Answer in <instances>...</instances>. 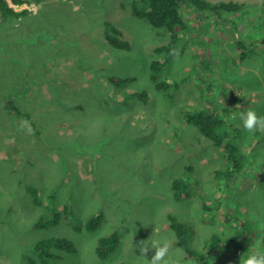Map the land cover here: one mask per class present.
I'll list each match as a JSON object with an SVG mask.
<instances>
[{
	"label": "rangeland",
	"instance_id": "obj_1",
	"mask_svg": "<svg viewBox=\"0 0 264 264\" xmlns=\"http://www.w3.org/2000/svg\"><path fill=\"white\" fill-rule=\"evenodd\" d=\"M8 1L30 14L0 17V264H147L141 242L162 237L182 250L181 264H198L170 218L190 228L191 248L207 264L246 257L211 247L215 236L264 251V132L245 131L239 118L249 109L264 116V0H208L242 4L221 24L184 6L189 26L167 58L155 49L170 35L132 15L135 0ZM106 21L130 50L106 41ZM237 42L253 48L244 60ZM160 60L170 98L151 79ZM201 110L226 118L228 140L240 148L234 182L224 149L186 122V112ZM25 119L32 134L20 128ZM66 209L59 224L35 227ZM99 212L100 228L87 232ZM113 233L118 247L101 260L99 241ZM56 238L76 251L50 248L59 257L43 261L35 247Z\"/></svg>",
	"mask_w": 264,
	"mask_h": 264
},
{
	"label": "trees",
	"instance_id": "obj_2",
	"mask_svg": "<svg viewBox=\"0 0 264 264\" xmlns=\"http://www.w3.org/2000/svg\"><path fill=\"white\" fill-rule=\"evenodd\" d=\"M15 5H23L26 0H11ZM184 6L191 7L197 18L204 20H214L221 24L226 13H236L243 7L242 4L235 2H210L208 0H135L132 5V15L138 19L145 20L156 28L166 29L170 35V41L164 46L157 47L155 53L158 55H164L165 58L169 57L176 49L180 32L188 29V24L185 22L182 15V8ZM29 11L17 12L11 6L8 0H0V17L2 19L8 18H22L29 15ZM106 28L105 38L106 41L115 49L118 50H130V43L123 39V33L112 25L110 22H105ZM237 48L241 51V60L248 57V52L253 48L251 46L245 47L243 42H237ZM165 60L154 61L152 63L151 79L156 86V89L167 94L168 98L172 95L170 93L171 86L167 81H160L159 76L165 67ZM111 83L122 84L123 80H116L110 78ZM175 82V81H174ZM177 83V82H175ZM28 118V117H26ZM186 122L197 128L200 133L207 139H209L217 148H223L225 155L224 160L231 165L230 172L227 176L228 181H235L237 173L243 169L244 157L240 154V148L235 142H229V134L225 132L224 127L227 125V120L221 117L219 113H207L206 111H199L194 113H185ZM29 119V118H28ZM231 174V175H230ZM231 182V183H232ZM178 180L174 181L173 188L176 191V196L180 197ZM178 191V193H177ZM33 193L34 190H32ZM69 209H66L63 213L57 212L53 219L44 221L41 219L35 224L36 228L43 229L46 226L52 224L57 225L62 220L63 215H69ZM104 219L102 212L94 215L86 224L85 229L89 233L97 231ZM171 227L175 231L177 236L178 245L185 251V255L188 259H193L196 263L207 264L206 255L199 254L191 248L190 242L193 239L194 234L191 233L189 227L178 223L174 218H170ZM77 231H81L82 227L77 226ZM118 234L113 233L110 237L101 239L96 249V254L101 260L108 259L117 249ZM262 248H264V235L261 239ZM212 246L218 250H233L236 254L249 255L251 251L244 245V241L240 237L221 239L219 236H215L212 239ZM54 248L56 250H62L65 252L73 253L76 251L73 243L65 239H50L42 241L35 247L39 252L43 261L48 258H58V255L48 254L49 249ZM211 253V252H209ZM46 264V262H44Z\"/></svg>",
	"mask_w": 264,
	"mask_h": 264
},
{
	"label": "clouds",
	"instance_id": "obj_3",
	"mask_svg": "<svg viewBox=\"0 0 264 264\" xmlns=\"http://www.w3.org/2000/svg\"><path fill=\"white\" fill-rule=\"evenodd\" d=\"M239 118L245 131L249 133L264 132V116L257 115L256 111L249 109L246 113L241 112L239 113ZM232 119H236L235 114ZM20 128L28 134L33 133L31 124L26 119L20 121ZM150 249H154L155 252L151 259L148 260L145 257ZM140 256L147 261V264H181L183 259L182 250L174 248V241L169 237L142 241ZM240 264H264V251H260L257 244L251 254L241 257Z\"/></svg>",
	"mask_w": 264,
	"mask_h": 264
}]
</instances>
